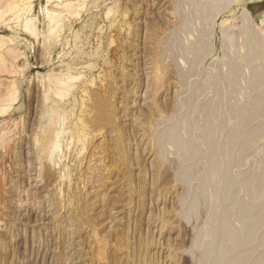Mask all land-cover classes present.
<instances>
[{"label":"rangeland","instance_id":"374dc122","mask_svg":"<svg viewBox=\"0 0 264 264\" xmlns=\"http://www.w3.org/2000/svg\"><path fill=\"white\" fill-rule=\"evenodd\" d=\"M0 43V264H264V0H0Z\"/></svg>","mask_w":264,"mask_h":264},{"label":"bare ground","instance_id":"6f19581e","mask_svg":"<svg viewBox=\"0 0 264 264\" xmlns=\"http://www.w3.org/2000/svg\"><path fill=\"white\" fill-rule=\"evenodd\" d=\"M10 11H11V8H10ZM10 11H9V12H10ZM46 11H47V10H46ZM6 12H7V11H6ZM9 12H8V13H9ZM76 14H77V13H76ZM19 15H20V14H19ZM53 16H54V15H53ZM54 17H55V16H54ZM58 19H59V18H58ZM31 20H32V19H31ZM25 23H26V25H27L28 28L30 27L29 31H31V32H33V34H35L36 31H35V30L33 29V27L31 26L32 24H30V21H27V22H26V20H25ZM55 31H56V29H55ZM53 32H54V31H53ZM53 32H52V33H53ZM0 44H1V43H0ZM2 46H3V45H2ZM1 48H2V47H1ZM4 51H5V50H4ZM9 53H10V52H9ZM2 59H3V58H2ZM1 63H2V61H1ZM1 63H0V64H1ZM1 65H2V64H1ZM8 70H9V69H8ZM0 72H1V71H0ZM59 81H60V80H58V82H57L58 85H59V83L61 84V82H62V81H60V82H59ZM57 83H56V85H57ZM58 85H57V86H58ZM58 87H59V86H58ZM67 87H68V86H67ZM66 89H67V88H66ZM56 90L58 91L59 88L56 89ZM8 91H9V90H8ZM62 91H63V90H59L58 93H60V92H62ZM62 93H63V92H62ZM14 94H15V93H14ZM11 95H12V94H11ZM59 95H60V94H59ZM0 97H1V96H0ZM9 97H10V96H9ZM13 97H14V96H13ZM62 97H63V96H62ZM4 98H5V97H4ZM2 100H3V99H2ZM2 100H0V101H2ZM3 102H5V101H3ZM7 104H8V102H7ZM2 111H3V110H2ZM4 111H5V110H4ZM6 111H7V110H6ZM4 113H5V112H4ZM0 114H1V112H0ZM49 115H50V114H49ZM51 115H52V114H51ZM45 116H46V115H45ZM49 117H50V116H49ZM51 117H52V116H51ZM51 117H50V118H51ZM51 119H53V118H51ZM51 119H50V120H51ZM50 123H51V122H50ZM51 124H52V123H51ZM51 124H50V125H51ZM57 129H58V127H57ZM59 131H60V130H58V132H59ZM61 135H62V134H61ZM58 138H59V137H58Z\"/></svg>","mask_w":264,"mask_h":264}]
</instances>
